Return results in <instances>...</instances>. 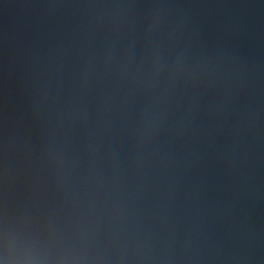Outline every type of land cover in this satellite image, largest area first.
Wrapping results in <instances>:
<instances>
[{"label":"water","instance_id":"1","mask_svg":"<svg viewBox=\"0 0 264 264\" xmlns=\"http://www.w3.org/2000/svg\"><path fill=\"white\" fill-rule=\"evenodd\" d=\"M0 264H264V0H0Z\"/></svg>","mask_w":264,"mask_h":264}]
</instances>
